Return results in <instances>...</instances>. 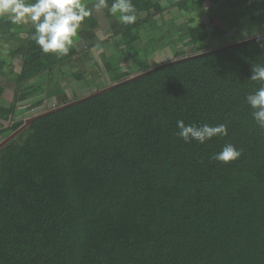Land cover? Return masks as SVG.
<instances>
[{
	"label": "trees",
	"instance_id": "obj_1",
	"mask_svg": "<svg viewBox=\"0 0 264 264\" xmlns=\"http://www.w3.org/2000/svg\"><path fill=\"white\" fill-rule=\"evenodd\" d=\"M219 1L132 0L137 20L111 33L115 49L136 42L133 29L145 23L160 38L150 51L163 61L141 65L133 53L122 59L125 74L105 56L106 86L121 83L104 92L72 90L68 98L56 89L23 117L17 99L38 89L0 105V264H264V129L245 101L260 86L250 77L264 66V36H232L234 16L208 27L207 2ZM95 16L80 26L84 42ZM32 34L30 23L0 17V76L5 64L13 76L11 61L20 56L15 90L67 66L78 84L83 45L46 55ZM177 43L181 51L166 53ZM178 120L227 124L228 134L185 143ZM229 143L242 150L239 159H211Z\"/></svg>",
	"mask_w": 264,
	"mask_h": 264
},
{
	"label": "clouds",
	"instance_id": "obj_2",
	"mask_svg": "<svg viewBox=\"0 0 264 264\" xmlns=\"http://www.w3.org/2000/svg\"><path fill=\"white\" fill-rule=\"evenodd\" d=\"M103 9H107L110 16L125 26L134 24L137 20L136 7L132 0H111V3L109 0H95L91 8L83 0H0V17L17 25L30 23L33 39L41 52L57 57L68 55L78 39V31L83 21L92 15L93 10L100 12ZM250 80L259 82L260 86L248 94L245 101L252 109L251 117L255 124L264 129V66L253 67ZM54 105L55 102L47 107ZM227 127V124L207 123L185 125L182 120H178L179 131L176 135L185 143L196 141L204 144L213 137L227 136ZM241 155L242 150L229 143L211 159L227 164L239 159Z\"/></svg>",
	"mask_w": 264,
	"mask_h": 264
},
{
	"label": "rangeland",
	"instance_id": "obj_3",
	"mask_svg": "<svg viewBox=\"0 0 264 264\" xmlns=\"http://www.w3.org/2000/svg\"><path fill=\"white\" fill-rule=\"evenodd\" d=\"M83 1L89 2L90 0H83ZM234 2L235 0L230 1L229 4L226 2L223 3L225 6L223 8H220V12L218 13L219 15L218 14L216 15L214 12H211L208 14L206 13L204 20L206 23L209 22L207 26L208 27H218L221 23L220 20L221 21L223 20V22L225 21L227 23H231L232 17L234 16L236 17V19H239V21H238V26L236 25L232 29V32H231L232 36L235 33L239 36V38L263 34L264 33V0H239V1L236 0V2L235 3ZM93 13H96V11L93 10ZM223 14L224 16H221ZM94 18L96 21L97 20L100 21L98 22L97 27L94 28L96 29L94 32H96L99 38H101L102 44L105 47L107 46V47L113 48L112 53H111L112 55L109 58L108 57L107 58L108 60H110V62L112 61V59L116 58V60H114L113 63L120 71L123 70V72L127 74V70L124 69L125 67L122 64L123 62L122 59L123 58L130 59L133 53L138 54V58L141 62L140 63L141 65L148 62L146 61L147 59L151 60L152 64L153 63L156 64L158 61L159 63L163 61V59L160 56L159 51H156L153 53L151 52L155 49L159 50V45H160V42H159L160 38L159 36H156L155 33L153 32L154 28L151 29L150 27L151 30H148V28H145L147 24L142 23L139 25L138 23H136L139 26L138 27L136 26L135 29L133 30L134 32L136 31L135 33H137V36L139 35L138 36L139 39L136 42L130 44V47L125 43L124 44L119 43V45L121 46L119 47V49H115L114 47L115 43H114V40L110 38L111 37L110 32L106 31L107 27L105 26L102 27L101 25V20L103 19L104 22L106 23L107 19L105 17H99L97 15ZM113 19L117 20L115 18ZM110 20L111 19H108V21ZM102 28H104V30H101ZM166 36H170V37H167L165 42L172 39V36H173L172 31L169 33V35H166ZM15 46H16V43L13 45V47ZM145 47H147L148 50L145 49ZM180 47H184V45H180ZM181 50L182 49L179 48L178 43L176 44V46L173 45V47H170L169 49L168 48L165 49L166 53H173V52H177ZM1 55L6 56L9 54H7L6 52H3L1 53ZM89 55H90V58L92 59V64L83 63L85 60H82L80 57L76 59L77 64H78L76 67L84 70V77H82V79L80 78L81 80L78 82V84L73 83V81L71 80L72 72L66 69L68 68L67 66V67H63L61 73H59L60 70H57L58 73L54 72L53 76L51 75L47 76L46 74H42L38 76L35 80H33V82L32 81L25 82L24 84H22V86L18 87L17 90H15V85L13 84V81L11 78L15 76L16 71H19L21 69V65L19 62L20 56H18L17 58H13L11 61L13 64V76L9 74L10 70L7 64H5L3 67L6 77L0 76V105L2 103L7 104V103L12 102L14 96L15 95L19 96L23 91L25 92L28 89H32V88L38 89V91L31 93L30 97L27 96L26 98L23 97V98L17 99L16 105L22 108L24 114H22L21 117H23V116H28L29 114H31L30 112L32 111V109H37L36 104L34 105L37 99H40V100L45 99L49 101L51 98H53V96L56 97L55 96L56 89H61L62 91L68 93V98H72V90L73 92H76L77 94L84 93L87 91L93 92L95 90H98L101 87L106 86L107 84H110L112 82V79H111L110 73L105 68V55L100 56L99 52H96V51H91ZM154 56L157 58L154 59ZM126 61H129V60H126ZM77 68H75V70H77ZM62 78H64L65 81L69 82L68 85L64 80H62ZM81 88H83V91H81L82 90ZM49 91L50 93H53V94L48 95L47 93ZM58 98H60V96ZM5 125L6 124L3 122L0 123V128L6 127ZM2 138L3 136H0V140H2Z\"/></svg>",
	"mask_w": 264,
	"mask_h": 264
},
{
	"label": "crops",
	"instance_id": "obj_4",
	"mask_svg": "<svg viewBox=\"0 0 264 264\" xmlns=\"http://www.w3.org/2000/svg\"><path fill=\"white\" fill-rule=\"evenodd\" d=\"M207 3H208L207 4V10L208 11L206 12L207 14L208 13H211V12H214L217 15L220 12V8H223L225 6L223 4V3H225V1H222V0L219 1L218 4H215V5H212L210 2H207ZM96 15L99 16V17H105L103 10H101L100 12H97L96 11ZM98 22H100V21L97 20V22H95L94 24L91 25V27L89 29V33H88L89 39L87 40V42H84V40L82 41L80 39L81 37H79V36H78V40H76V42H75L77 45H83L80 48V51L79 52L81 53L82 51H84L83 54H80V58H82L83 60H85L84 63H86L87 60H90L91 59L90 58V55H89V53H91V51L99 52V55L100 56H102V54L104 53V55L106 57H108V58L112 55L111 53H112L113 48L107 47V46L105 47L102 44L101 38H99V36L96 34V32H94L96 30L94 28L97 27ZM119 24L120 23L116 22L114 19H112L111 21H107L106 23L104 22L103 19L101 20L102 27H104V26L107 27V30L106 31L110 32V35H111L112 32H114V30L116 31V28L118 27ZM101 30H104V28H102ZM91 41L93 42L92 45H90V42ZM87 52H88V55L86 54ZM85 54L87 56L86 58L84 56ZM33 80H35V79H33ZM33 80H32V82H33ZM52 101H54V100H52Z\"/></svg>",
	"mask_w": 264,
	"mask_h": 264
},
{
	"label": "water",
	"instance_id": "obj_5",
	"mask_svg": "<svg viewBox=\"0 0 264 264\" xmlns=\"http://www.w3.org/2000/svg\"><path fill=\"white\" fill-rule=\"evenodd\" d=\"M262 36H264V34L260 35L259 37H262ZM255 38H257V37H254V38H251V39H248V40H252V39H255ZM208 52H210V51H208ZM200 54H205V53H200ZM200 54H198V55H196V56H199ZM185 59H187V57H184V58H182V59L175 60V61H170V62H168L167 64L180 62V61L185 60ZM120 83H121V82H118V83H115V84H112V85L106 86V87L102 88L101 90H98V91H96L95 93H92V94H93V95H95V94H99V93L104 92V91H106V90H108V89H110V88H112V87H114V86H116V85H118V84H120ZM88 96H90V95H88ZM54 110H55V109H54ZM38 115H41V114H38ZM38 115H34V116H32V117L27 118V119L25 120V122H24V125H22V127H24V126H26L27 124H29V123H30L34 118H36ZM22 127H20V129H21ZM16 132H18V131H15L14 133L10 134V135H9L8 137H6L4 140H7L8 138H11Z\"/></svg>",
	"mask_w": 264,
	"mask_h": 264
},
{
	"label": "built area",
	"instance_id": "obj_6",
	"mask_svg": "<svg viewBox=\"0 0 264 264\" xmlns=\"http://www.w3.org/2000/svg\"><path fill=\"white\" fill-rule=\"evenodd\" d=\"M45 107H47V106H45Z\"/></svg>",
	"mask_w": 264,
	"mask_h": 264
}]
</instances>
